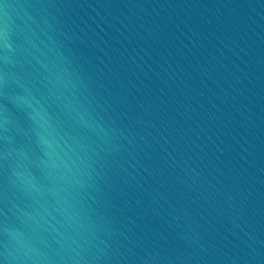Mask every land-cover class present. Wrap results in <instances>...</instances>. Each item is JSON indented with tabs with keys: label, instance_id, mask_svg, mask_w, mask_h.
Returning <instances> with one entry per match:
<instances>
[{
	"label": "water",
	"instance_id": "water-1",
	"mask_svg": "<svg viewBox=\"0 0 264 264\" xmlns=\"http://www.w3.org/2000/svg\"><path fill=\"white\" fill-rule=\"evenodd\" d=\"M0 264H264V0H0Z\"/></svg>",
	"mask_w": 264,
	"mask_h": 264
}]
</instances>
